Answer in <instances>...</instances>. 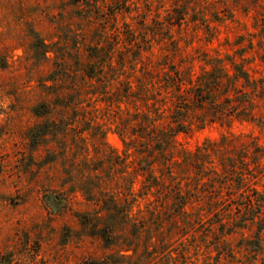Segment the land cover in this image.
I'll return each instance as SVG.
<instances>
[{"label":"rangeland","instance_id":"rangeland-1","mask_svg":"<svg viewBox=\"0 0 264 264\" xmlns=\"http://www.w3.org/2000/svg\"><path fill=\"white\" fill-rule=\"evenodd\" d=\"M170 41L194 72L207 49L264 75V0H0V264H264V228L240 221L251 213L239 191L216 214L213 194L180 208L131 173L117 132L126 104L111 92L132 65L183 66ZM90 64L101 88L83 73ZM228 133L264 147V124L239 121L193 124L175 146ZM259 160L249 183L264 193ZM106 225L109 241L97 234Z\"/></svg>","mask_w":264,"mask_h":264},{"label":"trees","instance_id":"trees-1","mask_svg":"<svg viewBox=\"0 0 264 264\" xmlns=\"http://www.w3.org/2000/svg\"><path fill=\"white\" fill-rule=\"evenodd\" d=\"M173 11L171 18L179 24L183 12ZM170 44L171 53L180 56L183 66L161 60L150 67L141 65L136 75L132 65V72L122 81V89L111 92L115 100L126 104L117 132L122 138L127 136L128 141L122 140L135 156L137 165L131 173L142 175L143 193L171 194L180 208L198 196L197 191L213 194L215 200L211 205L220 206L216 214L225 208L227 200H232L234 188L244 198V208L251 213L240 221L251 220L259 232L264 228V193L249 183L250 178L260 173L259 159L264 154V147L256 142V137L250 133H228L186 151L176 148L175 136L187 132L193 124L202 126L210 122L229 125L239 121L263 126L264 75L255 76L247 58L235 61L227 54H209L207 49L203 50L199 70L194 72L191 69L194 57L175 41ZM94 66L85 65L82 70L87 77H94L101 88L103 76L92 73L97 68ZM222 189L228 197L220 194ZM112 211L116 213L115 209ZM110 228L111 225L102 226L97 234L109 241Z\"/></svg>","mask_w":264,"mask_h":264}]
</instances>
